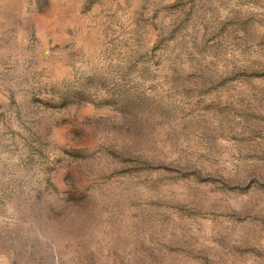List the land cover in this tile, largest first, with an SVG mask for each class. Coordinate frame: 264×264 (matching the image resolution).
<instances>
[{
	"label": "rangeland",
	"instance_id": "374dc122",
	"mask_svg": "<svg viewBox=\"0 0 264 264\" xmlns=\"http://www.w3.org/2000/svg\"><path fill=\"white\" fill-rule=\"evenodd\" d=\"M0 264H264V0H0Z\"/></svg>",
	"mask_w": 264,
	"mask_h": 264
}]
</instances>
